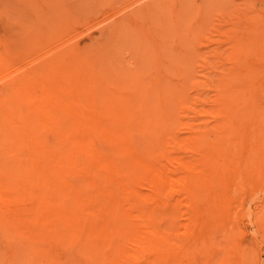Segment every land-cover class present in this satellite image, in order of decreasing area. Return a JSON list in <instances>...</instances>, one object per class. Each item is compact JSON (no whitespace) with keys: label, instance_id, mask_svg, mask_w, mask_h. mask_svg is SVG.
Here are the masks:
<instances>
[{"label":"bare ground","instance_id":"bare-ground-1","mask_svg":"<svg viewBox=\"0 0 264 264\" xmlns=\"http://www.w3.org/2000/svg\"><path fill=\"white\" fill-rule=\"evenodd\" d=\"M193 10L199 18L200 10ZM201 20L189 19L199 23L195 32L185 31L181 23L176 30L174 39L180 45L176 59L169 60L168 74H174L176 82L164 81L153 107L93 98L81 112L75 107L69 112L65 104L58 109L61 119L54 121L47 110H23L0 95V203L16 214L10 220L0 217V236L6 247L21 246L17 254L24 255L27 264H49L41 247L48 241L76 258L70 264H159L176 253H183L186 261L179 242L195 238V230L215 228L217 235L221 226H211L218 217L239 225L238 218L253 216L254 201L264 197V95L255 91L251 79L262 68L246 58L263 33L261 38L251 33L250 38V33L234 32V25L232 32L229 28L217 35L224 45L208 50L202 27L209 26ZM206 45L208 51L199 52ZM197 67L209 73L197 75ZM6 79L0 76V82L8 84ZM81 102L73 98L69 104ZM256 205L254 220L261 225L264 201ZM176 230L182 234L175 235ZM200 230L199 247L208 239ZM221 232L217 236H223ZM185 248L195 251H187L190 259L200 251ZM219 252L210 261L222 264Z\"/></svg>","mask_w":264,"mask_h":264},{"label":"rangeland","instance_id":"rangeland-1","mask_svg":"<svg viewBox=\"0 0 264 264\" xmlns=\"http://www.w3.org/2000/svg\"><path fill=\"white\" fill-rule=\"evenodd\" d=\"M225 4L229 5L225 6ZM197 8L200 10L198 15L203 18V21L202 18L199 19L200 17L193 14L197 11L193 9ZM189 19L195 22H200V20L207 22L206 25L209 26L207 29L202 25L204 23L200 25L204 27H202L203 32L209 35H207L209 40L207 39L206 43L209 47L206 45V47L199 48V52L206 53L216 44L224 45V41H218L217 35L229 32V30L232 32L234 25L238 26L234 32L250 33V38L251 33H259V38L264 36V0H0V76L6 77L8 82V84L0 82V95H7L10 104H20L23 110L31 112L47 110L49 118L54 121L61 119V112L58 109L65 108V104L67 111L81 112L90 107L88 103L93 98L96 102L101 99H114L128 103L130 106L148 104L153 107L157 103V97L160 96L157 93L164 81V85L176 82L174 74L171 75L172 78L168 74L171 64L169 60H175L177 50H179V39H174V37L180 28V23L184 24L183 28L187 32L198 30L199 23L194 22L195 27ZM187 21L189 26L185 24ZM263 36L257 48L253 49L255 51L252 50L250 56L246 58L247 62L249 60V63L256 64L262 68V71L264 70V58H258L264 56ZM255 53L259 63L255 59ZM198 69L201 70L198 71ZM197 71V75L202 74L200 76H204V71L209 73L205 67H197ZM261 72L252 74L251 79L252 84L256 85V87L254 85L255 91L260 92L261 90L263 92H260L261 95H264V71L263 74ZM10 86L15 89V93L22 96L21 101L14 93H11ZM160 93L162 94V91ZM73 98L82 100L81 104L71 107L69 103ZM60 104L63 106L61 107ZM260 105L262 108L264 101H261ZM74 107L75 111L72 109ZM50 109L56 111L51 112ZM263 201L264 197L263 200L258 201L259 203L255 200L256 207L252 202L251 210L253 206L257 208L256 204L260 205ZM6 206L0 203V217L5 216L6 220L15 218V211L12 207ZM254 208L251 211L253 216L237 219L239 225H236V220L230 221L223 217L215 219L214 226L211 227L214 228L217 224L221 226V229L217 226V235L224 228L226 231L221 232L223 234V236L220 235L221 238L215 234V228L209 227L205 230L203 227L202 229L198 227L199 229L194 231L198 234L195 235L199 238L201 229L202 238H208L204 243L206 245L199 247L198 238L195 237L196 239H188L185 243L179 242L181 250L185 251V255H188L187 251L192 250L186 251L185 246L199 247L200 251L205 249L209 254H213L211 250L215 255L220 250L222 251L221 254L219 252L221 256L218 254L217 256L221 257L222 264H230V262L254 264L255 261V264H264V217L261 225L255 224L257 211H254ZM229 222L233 224L229 226ZM221 224L228 225L223 227ZM210 229L216 236L211 237ZM160 230L166 234L167 230L163 229L165 232ZM179 231L183 230L179 229ZM228 231L232 232L233 237L238 238H233L231 235L228 237L231 232L225 235ZM178 232L176 230L174 234ZM179 234L176 237H179ZM216 237L219 239L212 240ZM209 238H212V241ZM153 242L155 244L158 240ZM191 242L193 245L189 246L188 243L191 244ZM44 244L41 247L44 252V254L42 252L43 260L46 263L70 264L76 259L63 246L61 248L60 245L50 241ZM6 245L4 238L0 236V264H18L21 261V264H25L28 261L24 255L17 254L21 246L12 244V247H6ZM13 245L16 246L14 249ZM205 250L202 254L200 251L196 252L198 254L191 259L189 255H186L189 261L183 259L185 256L181 259L183 253H176L173 258H167L159 264H180L181 262L184 264H217L209 259L213 260L215 255L212 258L211 254L207 253L209 257H201L203 254L206 255ZM229 251L233 253L230 256ZM245 251L247 256H244ZM249 251L252 254H249ZM222 253L227 255H222ZM234 253L241 255V259ZM248 254L254 256L250 257ZM243 256L247 257L245 260L248 263ZM225 257H227V262ZM230 257L233 258L230 259ZM30 262L32 264L34 261L30 260Z\"/></svg>","mask_w":264,"mask_h":264}]
</instances>
